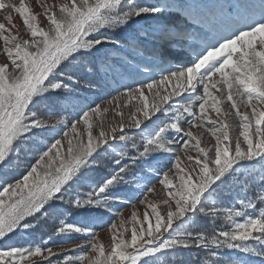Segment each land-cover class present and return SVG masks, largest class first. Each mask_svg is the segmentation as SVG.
I'll return each instance as SVG.
<instances>
[{"label":"snow or ice","instance_id":"1","mask_svg":"<svg viewBox=\"0 0 264 264\" xmlns=\"http://www.w3.org/2000/svg\"><path fill=\"white\" fill-rule=\"evenodd\" d=\"M0 10V264H264V0Z\"/></svg>","mask_w":264,"mask_h":264},{"label":"trees","instance_id":"2","mask_svg":"<svg viewBox=\"0 0 264 264\" xmlns=\"http://www.w3.org/2000/svg\"><path fill=\"white\" fill-rule=\"evenodd\" d=\"M212 222L210 220L207 221V223L204 224V227L211 229L212 228ZM51 228L50 226L46 225L43 229L38 228L36 230L35 235L40 236V238H45L47 237L48 234H50ZM18 239V238H16ZM178 259H183L184 261H188L193 259V254L192 253H179L177 254Z\"/></svg>","mask_w":264,"mask_h":264},{"label":"rangeland","instance_id":"3","mask_svg":"<svg viewBox=\"0 0 264 264\" xmlns=\"http://www.w3.org/2000/svg\"><path fill=\"white\" fill-rule=\"evenodd\" d=\"M5 2H9V0H5ZM11 2L13 3H16L17 5L19 4V0H11ZM26 3H30V4H34L35 3V0H25ZM204 2H211V0H204ZM7 15V12L5 10H0V22H6L5 21V17ZM14 17H15V14L13 13ZM15 21L17 24L20 23V19L19 17H15ZM3 59L4 57L2 55H0V62H3ZM22 170V169H21ZM18 239H23V240H26V239H29L28 236H21V237H17ZM37 241H39L40 236H36L34 237ZM47 237H45L44 239H46Z\"/></svg>","mask_w":264,"mask_h":264}]
</instances>
